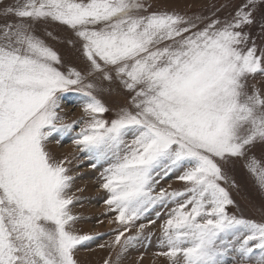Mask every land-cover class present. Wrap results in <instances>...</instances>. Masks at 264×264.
Here are the masks:
<instances>
[{
  "label": "snow or ice",
  "instance_id": "obj_1",
  "mask_svg": "<svg viewBox=\"0 0 264 264\" xmlns=\"http://www.w3.org/2000/svg\"><path fill=\"white\" fill-rule=\"evenodd\" d=\"M0 5V264H78L80 246L96 239L72 230L79 218L69 207V161L49 150L77 128L71 143L91 167L107 165L105 203L124 226L108 245L120 246L115 264L138 238L121 244L134 222L169 206L157 253L167 264H264V222L231 214L237 205L223 186L224 165L239 160L264 192V159L255 154L264 152V94L248 86L264 75V47L245 30L257 25L264 0H243L224 18L218 8L210 17L149 11L146 0ZM50 22L79 41L83 71L61 70L37 35ZM259 32L264 38V14ZM112 84L130 99L108 119L97 93ZM64 102L85 118L65 123ZM170 178L186 187L158 189Z\"/></svg>",
  "mask_w": 264,
  "mask_h": 264
},
{
  "label": "rangeland",
  "instance_id": "obj_2",
  "mask_svg": "<svg viewBox=\"0 0 264 264\" xmlns=\"http://www.w3.org/2000/svg\"><path fill=\"white\" fill-rule=\"evenodd\" d=\"M12 2L13 0H4V4ZM146 2L151 5L149 11L175 12L190 17H210L218 8L219 11L215 12L216 17L224 18L230 12H234L243 0H146ZM262 14H264V6L256 13L257 25L245 29L251 33L258 47H264V38L259 32V20ZM37 35L59 54L63 63L61 70L67 71L69 68H74L83 71L86 68L87 62L80 51L79 41L66 26L55 22L40 24L37 25ZM70 40L72 43L69 42ZM105 85L108 86L106 82ZM248 86L250 90L254 87L264 94V75L257 73L254 78L250 76ZM110 88V91L97 93L98 98L110 109L105 114V118L108 119L114 118L116 112L126 106L130 99V95L119 84H112ZM67 95L71 97L74 94ZM61 115L66 117L65 123L85 118L82 108L70 102L63 103ZM78 131L79 128L62 137L61 142L57 143L53 140L49 145V150L57 159L67 158L69 161L65 165L69 169L68 174L73 177L72 187L69 190V195L73 196V204L69 207L72 214L79 218L72 225V230L81 235L88 234L96 237L85 246H80L79 251L76 252V259L78 264H105V261L111 257V264H115L116 252L120 251V246L117 245L113 251L108 245L114 242L115 234L124 226L114 220L116 213L110 212L109 206L105 203L109 194L102 187L104 181L101 173L107 165L98 164L95 168L91 167L94 161L88 157L87 153L80 151L71 143L70 137L76 135ZM128 139L131 140V137ZM255 154L258 158L264 159V152L259 147L255 150ZM224 170L229 176L230 183L223 186L228 188L237 205V207H230V213L245 219L264 222V192H261L255 178L246 170L243 162L231 161L224 165ZM185 187L184 182L174 178L164 180L158 185V189L165 188L169 192L182 190ZM170 210L171 206L167 209H154L134 222L131 231L126 232L122 237L121 244L128 236L138 238L128 245L127 251L121 254L118 264H167L166 257L157 253L163 251L159 247L160 225L167 218ZM156 211L161 213L159 218L156 216ZM149 220H155V223L149 224ZM98 221L103 222L98 223ZM140 224L147 225L143 231L138 228ZM100 245L105 246L100 247Z\"/></svg>",
  "mask_w": 264,
  "mask_h": 264
}]
</instances>
